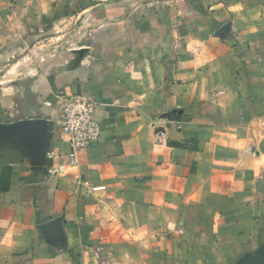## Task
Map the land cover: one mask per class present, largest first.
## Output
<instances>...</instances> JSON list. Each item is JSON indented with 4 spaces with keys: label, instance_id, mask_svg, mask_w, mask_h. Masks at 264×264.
Returning <instances> with one entry per match:
<instances>
[{
    "label": "crops",
    "instance_id": "0c3cea01",
    "mask_svg": "<svg viewBox=\"0 0 264 264\" xmlns=\"http://www.w3.org/2000/svg\"><path fill=\"white\" fill-rule=\"evenodd\" d=\"M71 95L101 133L73 167L55 127L41 171L1 155L0 264H236L264 245V0H0V122H53Z\"/></svg>",
    "mask_w": 264,
    "mask_h": 264
},
{
    "label": "water",
    "instance_id": "95a60500",
    "mask_svg": "<svg viewBox=\"0 0 264 264\" xmlns=\"http://www.w3.org/2000/svg\"><path fill=\"white\" fill-rule=\"evenodd\" d=\"M84 50L76 51L82 54ZM180 113L172 110L163 117L172 118ZM53 122L44 119H23L15 122H0V157L6 151L19 153L33 172L44 168L52 138ZM47 240L58 246L63 237L59 219L50 220L39 226ZM236 264H264V245L251 254L240 258Z\"/></svg>",
    "mask_w": 264,
    "mask_h": 264
},
{
    "label": "built area",
    "instance_id": "2783aa9c",
    "mask_svg": "<svg viewBox=\"0 0 264 264\" xmlns=\"http://www.w3.org/2000/svg\"><path fill=\"white\" fill-rule=\"evenodd\" d=\"M53 126L66 138L69 153L68 166L76 164L77 155L95 143L101 133V125L93 115L92 103L80 96L71 95L60 102ZM54 170V172H58Z\"/></svg>",
    "mask_w": 264,
    "mask_h": 264
},
{
    "label": "rangeland",
    "instance_id": "374dc122",
    "mask_svg": "<svg viewBox=\"0 0 264 264\" xmlns=\"http://www.w3.org/2000/svg\"><path fill=\"white\" fill-rule=\"evenodd\" d=\"M65 46V45H64Z\"/></svg>",
    "mask_w": 264,
    "mask_h": 264
}]
</instances>
